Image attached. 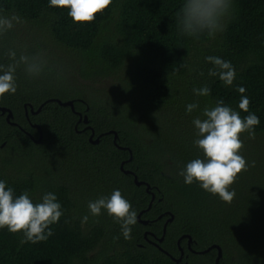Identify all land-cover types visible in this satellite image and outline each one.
<instances>
[{"label": "trees", "instance_id": "trees-1", "mask_svg": "<svg viewBox=\"0 0 264 264\" xmlns=\"http://www.w3.org/2000/svg\"><path fill=\"white\" fill-rule=\"evenodd\" d=\"M183 3L112 0L94 21L75 23L68 9L49 7V0H0V14H15L43 27L60 45L77 52L81 57L77 70L84 77L124 67L127 72L125 84L112 92L73 83L65 94L67 87H56L45 73L56 72L61 81L68 71L46 60L41 44L14 42L13 28L0 35V64L13 62L4 40L12 42L17 59L25 54L44 62L38 76H30L20 64L16 92L0 97V105L12 110L11 120L17 123H9L0 113V180L16 196L27 190L33 202L52 192L63 211L45 241L25 242L22 232L0 229V264H182L171 257L179 256V238L189 264H215V247L199 252L212 244L222 249L219 264H264V0H231L223 30L198 37L183 34L178 27ZM208 56L231 62L236 74L231 86L208 75L214 67L205 59ZM204 86L209 95L194 94V88ZM238 86L245 92H238ZM94 92L102 99L127 101L126 107L97 103ZM242 95L250 100L248 112L238 107ZM49 98L72 99L74 109L86 113L94 136L102 133L99 142L89 140L90 130L78 131L82 124L70 106L46 101ZM219 100L241 117L254 113L260 121L254 139L241 135V154L248 150L249 167L231 185L236 195L230 204L197 182L184 183L179 175L188 162L202 157L192 139L197 132L193 119ZM42 103L39 112H30V104L37 109ZM189 103L199 106L188 113ZM25 110L30 122L42 129L40 142L27 133L39 136ZM111 129L117 132L116 142ZM169 131L180 143L171 140ZM121 164L150 184L152 201V193L144 184H135L134 175L124 173ZM117 189L136 212L131 239L124 238L120 224L105 210L93 216L88 209L89 201ZM143 209L140 217L147 224L137 219ZM171 214L162 241L155 240L147 230L162 236L163 223ZM184 234L191 236L190 245L198 252L187 250ZM197 257L202 261L198 263Z\"/></svg>", "mask_w": 264, "mask_h": 264}, {"label": "clouds", "instance_id": "clouds-1", "mask_svg": "<svg viewBox=\"0 0 264 264\" xmlns=\"http://www.w3.org/2000/svg\"><path fill=\"white\" fill-rule=\"evenodd\" d=\"M111 3L112 0H49V7L68 9V16L75 23H90ZM230 8L231 0H184L177 24L180 31L189 36L198 37L205 32L214 35L223 30V20ZM18 22L20 18L15 14H0V35L11 30L14 23ZM8 56L13 62L0 64V97L5 93L16 92L15 72L20 64L25 66L30 76H38L43 69L44 62L37 56L21 54L17 59L16 52L12 50ZM205 59L214 65L209 70V76H219L225 85L233 84L236 74L230 61L216 56ZM237 91L244 93L245 88L238 86ZM193 92L197 96H207L210 89L204 86L194 88ZM249 104V98L242 95L239 109L248 112ZM198 106L197 103H189L186 112L191 113ZM192 123L197 130L193 143L202 152V157L188 162L179 175L184 178V183L197 182L203 190L230 204L236 195L234 189L230 190L231 185L238 174L249 167L248 161L241 155V135L247 133L250 139H254L259 117L254 113L241 117L240 112L219 100L215 106L205 107L202 117L194 118ZM254 164L253 161L252 166ZM88 209L93 216H99L105 210L120 224L124 238L131 239V226L136 223V212L120 190H113L109 196L89 201ZM62 215L61 204L54 193H45L39 202H33L27 190L16 196L14 189L7 187L6 181L0 180V229L7 228L12 233L22 232L25 242L38 243L53 234L50 225L58 223ZM83 221H87V216L83 217Z\"/></svg>", "mask_w": 264, "mask_h": 264}, {"label": "rangeland", "instance_id": "rangeland-1", "mask_svg": "<svg viewBox=\"0 0 264 264\" xmlns=\"http://www.w3.org/2000/svg\"><path fill=\"white\" fill-rule=\"evenodd\" d=\"M112 26V25H111ZM14 32H16V39L14 42H18L24 46V43H29V44H41L43 46V52L45 53V59L50 60L51 62H57L61 64L63 71L66 69L68 72L66 73V77L60 81V78L57 76L58 74L56 72H50L47 71L45 73V77L55 81L56 87H59V85L67 87V91L65 94H68L70 92V88H73L74 85H81L85 86L86 84H91L95 88L102 90L103 92H112L114 90L119 89L122 84H125V77H126V71L125 67L118 69V71H101L97 75H93V78H87L84 77L82 73L77 70L80 67V62H81V57L80 55L67 48L64 47L63 45H60L57 41H55L51 36L49 35V32L44 29L43 27H39L36 25H33L30 22L27 21H21L18 23H14L13 27ZM3 38L0 36V42H2ZM1 44V43H0ZM3 44L6 46V50L9 52V50H12V42L10 40H4ZM66 72V71H65ZM71 83V84H70ZM59 84V85H58ZM77 91L80 90L81 88H76ZM94 99H96V102H101L105 103L107 105H118L126 107L125 101H122V99L118 98V100H113L112 99H107L106 97L102 99V96L99 95V93L94 92ZM100 96V97H99ZM116 98V97H115ZM118 101V102H116ZM97 102V103H98ZM117 103V104H116ZM116 112V111H115ZM114 112V114H115ZM171 134V131H169ZM170 138L171 140L176 141V143H180V141H177L178 137L176 135L171 134ZM196 138V134L192 135V139ZM184 143H181L180 145H183ZM179 145V144H178ZM179 145V146H180ZM246 160L249 159V152L248 150L244 153H242ZM201 258L197 257L196 260H198V263L201 262Z\"/></svg>", "mask_w": 264, "mask_h": 264}, {"label": "water", "instance_id": "water-1", "mask_svg": "<svg viewBox=\"0 0 264 264\" xmlns=\"http://www.w3.org/2000/svg\"><path fill=\"white\" fill-rule=\"evenodd\" d=\"M50 100H55L56 102H58L59 104L64 105V106H67V105H68V106L71 107L72 110H74V102H73L72 99L61 100V99H59V98H49V99H47L46 101H50ZM43 104H44V103H42L37 109H34L33 106L30 104V105H29V106H30V112H31V113H37V112H39L40 109H41V107L43 106ZM25 107H26V104H25ZM0 113H2V114L5 113V114H6L5 118H6V120H7L9 123H11V124H17L15 121H12V120H11V118L13 117V113H12V110H11L9 107L0 105ZM81 118H82V115H80L79 119H81ZM83 120H84V122H88V118H87V115H86V114L84 115ZM35 126H36V127L38 128V130H39V136H38V138H34V137H33V139H34V141H36V142H40V140H41V138H42V129H41V127H40L38 124H36V123H35ZM108 132L114 134L113 141L116 142V138H117V136H118V135H117V132H116L115 130H113V129L109 130ZM92 137H93V131H92V134L90 135V141L93 142V143H98V142H99V136L96 137L95 139H92ZM119 147L122 148L123 146H120V145H119ZM129 150H130V149H129ZM131 158H132V156L130 155V157H129L128 159L130 160ZM120 168L123 170L124 173H132L131 170H129V169H124L123 166H122V164H121ZM133 175H134V178H133V179H134L135 184L140 185V184L146 183V190L149 191L150 184L147 183V182H145V181H143V180H139L136 174L133 173ZM153 198H154V194L152 193L151 201H152ZM151 201H150V203H149V205H148L147 208L150 207V205H151ZM147 208H146V209H147ZM144 210H145V209L141 210V211L139 212V214L137 215V217H138V220H139L141 223L146 224V223H148V220H147V219H142V218H140V214H141ZM172 218H173V215H172V214H171V216H170L169 218H167V220H166V222L164 223V226H163V234H162V236H160V237L158 238V241H162V239H163V235H164L165 230H166V224H167L168 221H171ZM183 236H187V237H188V241H189V243L191 242V236H190V235H188V234H184ZM212 247H215V248L217 249V255H216V257H215V264H219V259H220V257L222 256V249H221L220 245H218V244H212V245H210L209 247H207V248H205V249H203V250H200L199 252L202 253V252L209 251ZM173 259H174L175 261H179V260L181 259V256H179L178 258H173ZM185 264H189V263L186 262Z\"/></svg>", "mask_w": 264, "mask_h": 264}, {"label": "flooded vegetation", "instance_id": "flooded-vegetation-1", "mask_svg": "<svg viewBox=\"0 0 264 264\" xmlns=\"http://www.w3.org/2000/svg\"><path fill=\"white\" fill-rule=\"evenodd\" d=\"M81 101H82V103H84L85 104V110L88 108V106H87V104H86V102L83 100V99H80ZM76 114H77V116H78V120H77V122H79L80 124H82V128H80L78 131H82V130H90V133H89V140H90V135L92 134V131H93V137H92V139H95L96 137H98L99 136V140H100V136L102 135V133H99L98 135H96V136H94V130L93 129H91V127H90V125L87 123V122H84V120H83V117H84V115L86 114V113H83V112H81L80 110H73ZM4 116H6V114L4 113L3 114ZM25 115H26V118L29 120V123L34 127V128H37L36 126H35V123H32V122H30V118H29V115H28V112H27V110H25ZM80 115H82V118L81 119H79V117H80ZM77 130V129H76ZM27 133L30 135V137H32L33 138V136L27 131ZM111 134H113V133H111ZM122 148H124V149H127V147H122ZM129 150V149H128ZM130 152V154H131V151H129ZM129 159H126V160H124V161H128ZM125 169V168H124ZM131 172L132 173H128V174H133L134 172L131 170ZM144 185H145V188H146V183H143ZM150 188V187H149ZM147 191V190H146ZM147 192H150V193H152L151 191H150V189H149V191H147ZM152 195V194H151ZM141 211V210H140ZM141 218V217H140ZM137 219H138V217H137ZM142 219H144V218H142ZM166 222V220L164 221V223ZM163 223V224H164ZM147 224V223H146ZM147 232L150 234V235H152L154 238H155V240H158V236H156L153 232H151V231H148L147 230ZM145 233V232H144ZM145 236V238H146V240H148V241H150V242H152L153 244H155L156 246H158L160 249H162V247L158 244V242H156V241H154V240H151V239H149L146 235H144ZM185 237V236H184ZM177 245H178V249H179V256H181V259L179 260V261H176L177 263H182V264H185L186 262H188L187 260H184V257H188V253H186L185 252V249L183 248V246L180 244V238L177 240ZM186 247H187V250H189V251H191V252H198L196 249H194L191 245H190V243H189V241H188V239H187V243H186ZM166 251V250H165ZM178 256V257H179ZM171 257L172 258H178V257H175V256H172L171 255ZM174 260V259H173ZM189 263V262H188Z\"/></svg>", "mask_w": 264, "mask_h": 264}]
</instances>
